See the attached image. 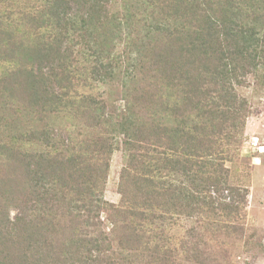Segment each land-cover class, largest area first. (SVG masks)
Returning a JSON list of instances; mask_svg holds the SVG:
<instances>
[{
    "label": "rangeland",
    "instance_id": "374dc122",
    "mask_svg": "<svg viewBox=\"0 0 264 264\" xmlns=\"http://www.w3.org/2000/svg\"><path fill=\"white\" fill-rule=\"evenodd\" d=\"M0 264H264V0H0Z\"/></svg>",
    "mask_w": 264,
    "mask_h": 264
},
{
    "label": "trees",
    "instance_id": "16d2710c",
    "mask_svg": "<svg viewBox=\"0 0 264 264\" xmlns=\"http://www.w3.org/2000/svg\"><path fill=\"white\" fill-rule=\"evenodd\" d=\"M6 51V50H4ZM97 127V123H92L89 124V126L93 127L95 126ZM128 128H126L128 130V132L126 133H131V135H135V138L132 137V140H140L142 142H146V140L148 139L146 134H145V129L142 126H138L136 121H131L129 123ZM125 127V126H124ZM136 136L138 138H136ZM42 160H46L45 157L42 158ZM58 162V159L53 157L51 160L49 159V161H47V163L45 164L46 167H50L53 166L54 164H56ZM61 162H64L65 164H70V160L68 159H62ZM87 180L90 182V184H94L96 178L93 176V174H88L87 176ZM60 187V186H59ZM59 187H57V191L56 189H52V190H47L44 192V196L35 199L36 201V206L34 207L33 211L35 212H41L43 213V215H40V219L37 220L36 222H45V224L42 225L41 229V234H43L44 237H46V240L44 242V245L41 247L42 254H44V256H48L53 255V256H57L60 257L63 254V249L66 245V243L64 241H59L58 244L54 245L53 240H48L50 233H56V227L58 226L59 222H54L55 218H57V216H61V217H78V215L80 216V210H77L78 207L75 206L73 208L72 206V201L73 198H69L68 199V192L66 191V189H60ZM69 188V187H68ZM88 190L91 189L90 186L87 187ZM70 189V188H69ZM72 190V189H70ZM77 194V191H75L74 195ZM91 200V199H90ZM97 201L98 198H97ZM98 205V204H97ZM77 214V215H76ZM32 215V213L30 214V216ZM29 216V217H30ZM23 219V218H21ZM69 221V228L68 229H72V232H76V235L78 234H83L85 233V231H87V227L86 224H82L81 222L74 224L72 222V220L68 219ZM25 223V221H23ZM30 222V218L29 221ZM27 222V223H28ZM26 225V223H25ZM60 226V225H59ZM64 228H67L66 226ZM76 238H79L78 236H74ZM129 239V238H128ZM85 243L93 245V246H97L96 243H94V241L91 238H87V237H80L78 240H74L71 239V244L72 246H75L76 244H80V245H84Z\"/></svg>",
    "mask_w": 264,
    "mask_h": 264
}]
</instances>
